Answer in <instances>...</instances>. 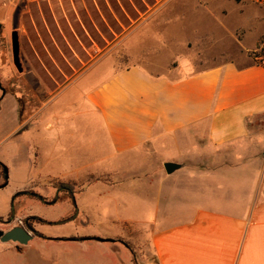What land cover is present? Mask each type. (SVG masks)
Masks as SVG:
<instances>
[{
  "label": "crops",
  "instance_id": "1",
  "mask_svg": "<svg viewBox=\"0 0 264 264\" xmlns=\"http://www.w3.org/2000/svg\"><path fill=\"white\" fill-rule=\"evenodd\" d=\"M242 19L245 41L253 40L259 34L257 26L246 13ZM156 38L165 48L172 40L169 31ZM137 45L134 49L149 50L145 44ZM243 46L247 51L253 48ZM240 61L221 59L198 70L184 69L189 67L185 64L182 72L153 74L137 58L81 95L75 85L85 79L82 73L59 90L39 96L42 106L49 105L34 131L40 133L43 127L48 139L32 143L31 166L40 167L47 158L61 168L56 175L48 173L41 190H59L60 184L77 188L94 177L96 187L104 188L101 178L115 172L95 167L88 173V162L124 163L143 155L144 184L155 192L149 241L142 249L136 231L130 240L114 238L116 255L124 259L119 264H141L138 248L146 264H264V62L253 61L248 53ZM67 89H73L70 99L80 107L53 110L61 97L69 96ZM11 98L9 113L17 125L10 135L24 121L17 97ZM41 113L37 109L30 116ZM22 136L18 130L16 137ZM169 162L181 167L168 174ZM20 172L16 168L12 174L17 179ZM5 182L0 167V190H7L10 198L41 185L29 180L7 188L9 179L3 186ZM129 183L124 182L122 189H135ZM6 218L0 215V230L13 227L1 221Z\"/></svg>",
  "mask_w": 264,
  "mask_h": 264
},
{
  "label": "rangeland",
  "instance_id": "2",
  "mask_svg": "<svg viewBox=\"0 0 264 264\" xmlns=\"http://www.w3.org/2000/svg\"><path fill=\"white\" fill-rule=\"evenodd\" d=\"M24 4L17 29L20 72L13 56V17ZM244 13L259 31L248 43ZM168 31L172 40L165 48L156 35ZM137 44H145L149 50L134 49ZM243 45L253 48L247 51ZM247 53L253 61L264 62V0H0V81L6 89L5 96L0 89V99L4 97L0 100V162L9 171L7 188L29 180L41 184L37 190L16 192L11 198L7 190H0V215L7 220L18 217L12 225L30 220L47 237H35L23 250L17 249V243L0 240V264H119V259H124L116 255L114 238L130 240L136 231L142 249L149 241L155 192L146 190L144 184L147 164L143 155L124 163L88 162V173L95 167L115 172L98 177L106 183L104 188L96 187L98 179L94 177L77 188L60 184L59 190H41L46 187L42 184H46L48 173L56 175L61 168L47 158L42 166H31L32 143L48 139L43 127L40 133L34 131L42 124L49 105L42 106L39 96L59 90L81 73L85 79H79L75 86L83 92L137 58L146 62L151 73L161 74L174 69L182 72L185 64L189 67L184 69L198 70L221 59L240 61ZM72 90H66L71 91L69 96L61 97L53 110L69 112L80 107L71 101ZM11 96L17 97L24 121L10 135L17 125L9 113ZM37 109L42 113L31 117ZM18 130L23 132L20 138L16 137ZM16 168L22 171L17 179L12 174ZM124 182L135 189L123 190ZM39 197L55 202L47 204ZM135 219V225L128 222ZM72 237L77 241L70 240ZM96 238L110 241L102 243ZM138 249L136 255L146 264Z\"/></svg>",
  "mask_w": 264,
  "mask_h": 264
},
{
  "label": "water",
  "instance_id": "3",
  "mask_svg": "<svg viewBox=\"0 0 264 264\" xmlns=\"http://www.w3.org/2000/svg\"><path fill=\"white\" fill-rule=\"evenodd\" d=\"M24 7H25V4L23 6H19V8H17V10L14 14V17H13V27L15 29V31L13 33V37H12L13 56H14V63L20 72L23 71V66H22L21 58H20V44H19V36H18L17 29H18L19 23H20L21 12H22ZM0 89L3 92V96H5L6 95V89L2 86L1 81H0ZM180 167H181L180 164L173 163V162H169V163L165 164V169H166L168 174L174 173ZM3 172H4V176H5V180H6V182L3 186H6L8 179H9V171L5 165H3ZM96 239L98 241H110V240H104L101 238H96ZM0 240L3 242H14V243H17L19 245H27L30 241L33 240V235L31 234V232L28 229H26L22 226H16V227H14L8 231L0 230Z\"/></svg>",
  "mask_w": 264,
  "mask_h": 264
},
{
  "label": "flooded vegetation",
  "instance_id": "4",
  "mask_svg": "<svg viewBox=\"0 0 264 264\" xmlns=\"http://www.w3.org/2000/svg\"><path fill=\"white\" fill-rule=\"evenodd\" d=\"M39 199L41 200V201H43V202H45V203H47V204H54L53 203V200L52 201H48V200H42V197H39ZM41 220V219H40ZM2 222H4V223H6L7 225L9 224V225H12V223H13V218H10L9 220H1ZM43 221V220H42ZM45 221V220H44ZM45 224L46 223H48L47 221H45L44 222ZM54 223V222H53ZM55 224H57V222H55ZM16 226H22V227H24V228H26V229H28L30 232H31V234L33 235V239L35 238V237H40V238H42V236H40L39 235V233L40 234H42L46 239H47V237L42 233V232H40L37 228H36V226L33 224V223H31L30 222V220H25L24 222H22V223H18V224H15V225H13V227L12 228H14V227H16ZM11 228V229H12ZM44 238V239H45ZM29 244V243H28ZM27 244V245H28ZM27 245H19V244H17V249L18 250H23L22 248L23 247H26Z\"/></svg>",
  "mask_w": 264,
  "mask_h": 264
},
{
  "label": "trees",
  "instance_id": "5",
  "mask_svg": "<svg viewBox=\"0 0 264 264\" xmlns=\"http://www.w3.org/2000/svg\"><path fill=\"white\" fill-rule=\"evenodd\" d=\"M0 167L2 168L3 170V164L0 162ZM43 199V198H42ZM40 236H42V238H45L42 234L39 233ZM46 239V238H45Z\"/></svg>",
  "mask_w": 264,
  "mask_h": 264
},
{
  "label": "built area",
  "instance_id": "6",
  "mask_svg": "<svg viewBox=\"0 0 264 264\" xmlns=\"http://www.w3.org/2000/svg\"><path fill=\"white\" fill-rule=\"evenodd\" d=\"M18 223H22V221H21V220H19V221H18Z\"/></svg>",
  "mask_w": 264,
  "mask_h": 264
}]
</instances>
